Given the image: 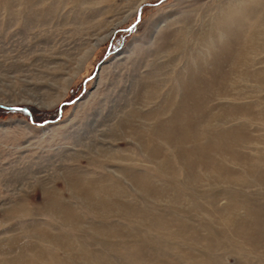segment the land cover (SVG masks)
I'll return each instance as SVG.
<instances>
[{
	"label": "rangeland",
	"instance_id": "obj_1",
	"mask_svg": "<svg viewBox=\"0 0 264 264\" xmlns=\"http://www.w3.org/2000/svg\"><path fill=\"white\" fill-rule=\"evenodd\" d=\"M89 253L264 264V0H0V264Z\"/></svg>",
	"mask_w": 264,
	"mask_h": 264
},
{
	"label": "bare ground",
	"instance_id": "obj_2",
	"mask_svg": "<svg viewBox=\"0 0 264 264\" xmlns=\"http://www.w3.org/2000/svg\"><path fill=\"white\" fill-rule=\"evenodd\" d=\"M5 1V0H4ZM25 1V0H24ZM3 4L5 5L4 7L7 9V11H9V13H10V11H11V4L10 3H8V1H6V2H3ZM30 6V5H29ZM4 8V9H5ZM6 11V10H5ZM12 12V11H11ZM30 15V14H29ZM120 22V21H119ZM119 24H112V28H110L109 30H108V32L104 35V37H102V38H99V39H97V40H95V42L94 43H91V45H90V48H89V50H88V52H87V54H86V56H84V58H83V60H82V58H80V60H82V61H80V66L79 67H81V65H84L85 64V62L87 61V59H88V57L90 56V55H92L93 53H94V51L99 47V44H100V41H102V40H105L107 37H109L112 33H113V30L118 26ZM253 48V47H252ZM85 55V54H84ZM74 77V76H73ZM73 77H69L67 80H66V83L65 84H67L68 82H70V80L73 78ZM64 87V86H63ZM67 89H68V86L66 87L65 86V88L63 89V91L64 92H66L67 91ZM65 94V93H64ZM31 98V103H33L34 105H36L38 108H41V109H47V108H50V107H52L56 102H57V100L60 98V96H56L55 97V99H54V101H50V102H46V101H43V100H39L38 99V97H35V95H33L32 94V96L30 97ZM62 98V97H61ZM105 133V132H104ZM103 133V134H104ZM107 133V132H106ZM105 135V134H104ZM137 138V137H136ZM138 138H140V137H138ZM101 144L100 145H98V146H93V148H96L98 151H99V153L97 154V153H94L96 156H111L112 155V150H111V146H112V144L113 143H111L109 140H106L105 138H101V142H100ZM103 143L104 144H106L107 143V146L106 147H104L103 146ZM144 144V143H143ZM144 146V145H143ZM88 151H91V149H88ZM158 150L157 149H153V148H151L150 149V154H149V158H151L152 160H156V158L158 159ZM191 154V153H190ZM181 159H182V155H180L179 156ZM191 157V156H190ZM182 160H184V159H182ZM157 162V164H159V165H162V163H161V160H156ZM181 162V161H180ZM183 162V161H182ZM181 162V163H182ZM188 162V161H187ZM187 164V163H186ZM189 165H187V167L189 168L190 167V165H191V163H188ZM158 170V169H157ZM76 175V174H75ZM77 175H79V174H77ZM79 178L81 177V176H78ZM131 180H133V181H135V183L138 185V186H140V189L142 190V191H144V192H147V191H149V190H147V186L145 185L146 184V182H144V181H142V180H139V178H138V176L137 175H135V174H132L131 175ZM81 181L82 180H79V179H67L66 180V184H67V187H68V190L70 191V193H71V195H72V197L74 196V197H77V196H79L80 198H83V196H85V198H87L88 200L90 199V198H92L93 196H92V194H91V192H90V188L88 189V188H84V187H82L81 186ZM85 182V181H84ZM97 183V182H96ZM91 184V183H90ZM94 185H95V183H94ZM97 185V184H96ZM105 185V184H104ZM88 187H91V185L90 186H88ZM101 187H99V189H100ZM100 190H103V189H100ZM105 190V189H104ZM95 192H96V190H95ZM105 192L107 193L108 191H106L105 190ZM44 193H45V195L47 196L49 193H48V191H44ZM49 196V195H48ZM96 196V195H95ZM78 197V198H79ZM92 201V200H91ZM51 202V201H50ZM53 202V201H52ZM100 202V203H99ZM104 202L105 201H98L97 203L96 202H91V204H94L95 206L98 204V206H103L104 205ZM47 206H48V210H49V212H50V214H54L55 216H57V217H59L60 219H62L64 222H67V223H72V221H71V219L70 218H68L67 217V214L65 213L66 211H65V208H66V210H67V208H69L67 205H59L58 203H52V204H47ZM97 206V207H98ZM111 209V208H110ZM71 211H73V210H71ZM72 215V214H71ZM74 222V221H73ZM153 223V222H152ZM158 223V222H157ZM156 223V224H157ZM156 224H155V227L157 228V226H156ZM244 227V226H243ZM242 227V228H243ZM158 229V228H157ZM246 231H247V229H246ZM245 232V231H244ZM39 233V237L41 238V237H43V238H45L46 239V237H48V236H46L45 234H44V232H38ZM42 233V234H41ZM37 237V236H36ZM55 238V237H54ZM53 239V238H52ZM51 238H50V240L51 241H55L54 239L52 240ZM56 239H58V238H56ZM43 240V239H42ZM59 240V239H58ZM51 241H49V242H51ZM53 243V242H52ZM55 244H58V242H56ZM60 244V243H59ZM59 244H58V247H59ZM66 245V244H65ZM56 246V245H55ZM37 253V252H36ZM39 256V255H38ZM89 258H91V260H93V261H95V263H98V264H108V262H110L109 260L107 261H105V260H102L101 258H99V256L97 255V254H93V253H89ZM50 258H51V256H50ZM88 258V259H89ZM131 258L134 260V261H137L138 259H137V254L136 253H133L132 254V256H131ZM53 259H54V261L53 262H55V264H59V262H57L58 261V259H56L55 257H53ZM15 260V259H14ZM139 261V260H138ZM137 261V262H138ZM92 262V261H91ZM111 263V262H110ZM109 263V264H110Z\"/></svg>",
	"mask_w": 264,
	"mask_h": 264
},
{
	"label": "water",
	"instance_id": "obj_3",
	"mask_svg": "<svg viewBox=\"0 0 264 264\" xmlns=\"http://www.w3.org/2000/svg\"><path fill=\"white\" fill-rule=\"evenodd\" d=\"M139 17H140V6H139V9H138V14H137V20L139 19ZM12 109H14L15 108V110L16 109H21V110H23L25 113H27V114H29V110L27 109V108H25V107H11ZM61 116V109H59V112H58V115H57V118L56 119H59V117Z\"/></svg>",
	"mask_w": 264,
	"mask_h": 264
}]
</instances>
